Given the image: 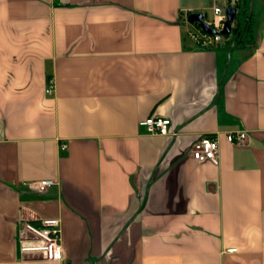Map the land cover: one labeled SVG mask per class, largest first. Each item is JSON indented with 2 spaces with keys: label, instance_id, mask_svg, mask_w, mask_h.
I'll list each match as a JSON object with an SVG mask.
<instances>
[{
  "label": "crops",
  "instance_id": "crops-1",
  "mask_svg": "<svg viewBox=\"0 0 264 264\" xmlns=\"http://www.w3.org/2000/svg\"><path fill=\"white\" fill-rule=\"evenodd\" d=\"M225 4L203 45L187 14ZM49 216L61 260L20 249ZM0 264H264V0H0Z\"/></svg>",
  "mask_w": 264,
  "mask_h": 264
},
{
  "label": "built area",
  "instance_id": "built-area-1",
  "mask_svg": "<svg viewBox=\"0 0 264 264\" xmlns=\"http://www.w3.org/2000/svg\"><path fill=\"white\" fill-rule=\"evenodd\" d=\"M225 19V13L223 7L213 6V17L208 24L216 31L214 33H206L198 28L192 35L196 40L205 46L216 44L219 42L224 34H221L218 30L222 28ZM46 92H50V84L45 89ZM139 124L143 126L145 131L150 134H168L175 133L170 130L171 120L167 116L150 115L140 120ZM246 134L244 131H226L225 138L229 142H240L244 140ZM189 153L192 158L196 160H209L213 163L218 162V139L216 135L204 134L192 143ZM52 183L49 178L42 179L35 182L39 190H43L44 187ZM23 228L29 233V238H23L20 249L22 251L28 250H42L45 253V257L48 259H63V248L60 241V229L58 217H43L38 225H33L29 222L23 223ZM28 240V241H27Z\"/></svg>",
  "mask_w": 264,
  "mask_h": 264
},
{
  "label": "water",
  "instance_id": "water-1",
  "mask_svg": "<svg viewBox=\"0 0 264 264\" xmlns=\"http://www.w3.org/2000/svg\"><path fill=\"white\" fill-rule=\"evenodd\" d=\"M237 5L235 4H225L223 7L225 13V19L223 26L218 31L221 34H228L230 32L231 24L235 21L237 13ZM187 20L191 23L197 24L206 33H214L216 30L211 27L205 19V14L200 11H194L187 14Z\"/></svg>",
  "mask_w": 264,
  "mask_h": 264
},
{
  "label": "rangeland",
  "instance_id": "rangeland-1",
  "mask_svg": "<svg viewBox=\"0 0 264 264\" xmlns=\"http://www.w3.org/2000/svg\"><path fill=\"white\" fill-rule=\"evenodd\" d=\"M245 16L241 11L236 15L235 17V21H237L235 24H237L238 27H241L243 21L245 20ZM208 20L211 21L212 20V14H208L207 16ZM235 39V34L230 31L228 34H225L223 36V43L230 45L232 42H234Z\"/></svg>",
  "mask_w": 264,
  "mask_h": 264
},
{
  "label": "trees",
  "instance_id": "trees-1",
  "mask_svg": "<svg viewBox=\"0 0 264 264\" xmlns=\"http://www.w3.org/2000/svg\"><path fill=\"white\" fill-rule=\"evenodd\" d=\"M231 30H232V32H234V33L236 34V31H237L236 28L233 27ZM237 33H238V32H237Z\"/></svg>",
  "mask_w": 264,
  "mask_h": 264
}]
</instances>
